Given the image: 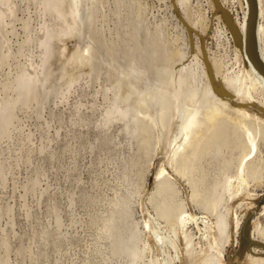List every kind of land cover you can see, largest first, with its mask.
<instances>
[{"label":"rangeland","instance_id":"374dc122","mask_svg":"<svg viewBox=\"0 0 264 264\" xmlns=\"http://www.w3.org/2000/svg\"><path fill=\"white\" fill-rule=\"evenodd\" d=\"M254 1L255 31L252 0H0V264H217L224 229V264L264 258V121L242 171L229 119L264 103ZM196 107L223 116L173 159Z\"/></svg>","mask_w":264,"mask_h":264},{"label":"bare ground","instance_id":"6f19581e","mask_svg":"<svg viewBox=\"0 0 264 264\" xmlns=\"http://www.w3.org/2000/svg\"><path fill=\"white\" fill-rule=\"evenodd\" d=\"M257 1V0H256ZM258 2V1H257ZM253 3H255V1L254 0H252V4L250 3V10L251 11H249L248 12V14H246L247 16H246V19H248V21H250V24L249 25H252V28H251V31H253V29H254V26H255V23H256V18L258 19V17L257 16H259V13H260V11H259V7H257L256 6V4L257 3H255V4H253ZM258 4H260V2L258 3ZM259 6V5H258ZM261 7H262V5H261ZM262 17V16H261ZM259 22V21H258ZM258 24V23H257ZM260 25L258 24L257 25V27H259ZM263 26V25H262ZM262 26H260L259 27V30H260V28L262 27ZM247 29V28H246ZM264 28L262 27V29L261 30H263ZM254 31H255V29H254ZM258 34H259V32H257ZM260 40V39H259ZM247 44V43H246ZM245 48V47H244ZM246 49V48H245ZM243 51V50H242ZM246 54V53H245ZM248 57V56H247ZM251 61V60H250ZM130 67V66H129ZM179 67V66H178ZM256 72V71H255ZM257 74V73H256ZM240 76V75H239ZM254 76H257V77H260L259 79H260V81L262 82H260L261 83V85L264 83V78H263V75H259L258 76V74L257 75H254ZM178 77V76H177ZM247 77V76H246ZM257 77H250V81H251V86H252V88H254V90H256L257 89V83H256V81L254 80L255 78H257ZM159 78V77H158ZM233 78V77H232ZM240 78V77H239ZM251 78H254V79H252L251 80ZM258 79V78H257ZM258 79V80H259ZM233 80V79H232ZM231 80V81H232ZM244 80V79H243ZM249 80L247 81V83L249 82ZM236 81V80H235ZM218 82V81H217ZM245 83V82H244ZM259 83V84H260ZM246 84V83H245ZM238 85V84H237ZM247 85V84H246ZM260 86V85H259ZM244 88L246 87V86H243ZM243 87L241 86V89H243ZM234 88H235V85H234ZM262 88H264V86L262 87ZM106 89V88H105ZM240 89V88H239ZM251 89V87L249 88V90ZM247 90V87L245 88V89H243V92L244 91H246ZM254 90H252V92H254ZM227 91V90H226ZM257 91V90H256ZM260 91V90H259ZM247 92V91H246ZM240 93V92H239ZM227 94V93H226ZM229 95H230V93H228ZM241 94H244V93H241ZM223 95V94H222ZM233 95V94H232ZM231 96V95H230ZM229 96V97H230ZM244 96H245V94H244ZM248 96V97H247ZM223 97V96H222ZM228 97V99H230V100H233V98L231 99V98H229ZM238 97V96H237ZM225 98V97H224ZM226 98H227V96H226ZM225 98V99H226ZM246 98H248L249 100H251V99H253L254 98V96L252 95V93H251V91H249L248 93H246ZM223 99V98H222ZM223 100L224 102L226 101V105H227V102L229 101L228 99V101L227 100ZM237 99V101H238V99H239V97L238 98H236ZM235 99V100H236ZM240 101H241V99H239ZM237 101H235L236 103H237ZM238 102L237 103V105H236V107H235V109H233V110H235V112H236V114H237V116H235L234 117V119H232V118H230L229 117V115H227L228 117H229V119L230 120H232V121H238L239 122V124L242 126V127H244L245 128V134H246V132L248 133V142H249V148H248V151L241 157V161L239 162L240 163V170H242L243 171V169H244V166L245 165H247L250 161H252V160H254V158L256 157V152H257V143H256V141H255V138L249 133L250 131V129L248 130L247 129V126H249V125H246V121L248 120H251V118L249 117V116H254L255 118H257V119H260V120H262V121H264V103L263 102H258V104L256 105V107H253V104L251 103V105L250 104H248L247 102H245L244 103V101L243 102ZM253 101H255V100H253ZM221 102H222V100H221ZM184 103V102H183ZM170 105V104H169ZM228 105H231V102H230V104H228ZM228 105H227V108H229L228 107ZM232 106V105H231ZM255 106V105H254ZM224 109V108H223ZM188 112H190V113H187V115L188 116H186V118H185V120H183V122L181 123L182 125H181V128H182V133H181V135H182V143H180V144H178V143H175L174 141V143H175V145L177 144V147H175V149H174V155H173V159H174V157L175 156H177V154H179L180 153V151L181 150H183L184 148H185V145H188L187 143L188 142H190V144L192 143V142H194L195 140H200V138H202L203 136H205V130L206 129H209V128H213V127H215L216 125H217V123L218 122H220L219 121V119L223 116V110L222 109H220V108H218V107H212V108H210V109H206V111L205 112H203V111H200V108H193V109H191L190 111H188ZM227 113H228V111H227ZM226 116V115H225ZM231 116V115H230ZM233 116V115H232ZM247 117H249L250 119H247L246 121H245V119L247 118ZM253 119V118H252ZM7 120V119H6ZM255 120V119H254ZM259 120V121H260ZM9 119L5 122V126H7L8 125V123H9ZM247 121V122H248ZM257 121V120H256ZM261 122V121H260ZM249 124V123H248ZM219 125H220V123H219ZM250 127V126H249ZM248 127V128H249ZM243 128V129H244ZM219 134V133H218ZM204 138V137H203ZM177 140V139H176ZM175 140V141H176ZM195 144L197 143V142H194ZM193 143V144H194ZM194 144V145H195ZM198 144H199V142H198ZM197 144V145H198ZM193 151H195L194 149H192ZM191 150V151H192ZM193 153V152H192ZM192 153L190 154L191 156H192ZM167 154V153H166ZM187 155H184V157H186ZM194 157V156H193ZM187 158H189V156H187L186 157V159ZM189 160V159H188ZM184 162H186V161H184ZM157 170V169H156ZM167 171H166V169L165 168H163V166H162V168H160V170L158 171V173H157V179H163L167 174H169V173H166ZM166 174V175H165ZM238 174V173H237ZM240 176L238 177V178H241L242 177V175L241 174H239ZM164 176V177H163ZM161 177H163V178H161ZM237 178V177H236ZM155 180V179H154ZM156 181V180H155ZM155 181H154V183H155ZM160 181V180H159ZM157 182H158V180H157ZM245 183V182H244ZM250 194V193H249ZM251 195V194H250ZM247 196L246 198H245V200L246 201H248V204L250 203V201H251V203H250V206H249V208L248 209H250V211H248V212H251V211H253V212H255V210L257 209V205H256V203H255V201H253L252 200V196ZM241 199V198H240ZM240 202V201H239ZM263 203V202H262ZM262 206V205H261ZM264 207V206H263ZM252 212V213H253ZM185 214V213H184ZM263 216H264V208H263ZM235 217V216H234ZM187 218H191V221L192 220H195L196 221V218H195V216H192V215H184L183 217H182V220H181V223H182V225L181 224H179V225H181V226H183V227H185V225L187 226V221H188V223H189V219H187ZM222 223V222H221ZM221 223L220 224H218V225H220L221 226ZM224 223V222H223ZM217 224H216V226H217ZM234 224V223H233ZM226 225V224H225ZM236 226H234V232L236 231V230H238L237 229V227L239 226V224H238V222L235 224ZM227 226V225H226ZM148 227V226H147ZM219 227V226H218ZM217 228V227H216ZM221 229H223V228H221ZM225 230V229H224ZM224 230H222V233H221V231H220V233H221V237H223L224 236ZM232 230H233V227H232ZM215 231H217V230H215ZM239 231V230H238ZM231 232V231H230ZM257 232H258V230H257ZM219 233V234H220ZM227 233V232H226ZM216 234H217V232H216ZM218 234V235H219ZM218 235H215L214 234V232L213 233H211V236H209V237H212V239H213V241H212V239H211V241L213 242V244H214V246H217V247H215V249L217 250V259H216V262H217V264H224L223 263V260H222V254H223V250H222V244H223V241H224V243H225V240H227V239H224V238H222L221 239V243H219L220 242V236H218ZM228 235V234H227ZM232 235V234H231ZM159 236H157V238H158ZM228 237V236H227ZM233 237V236H232ZM229 238V237H228ZM229 239H231V238H229ZM159 240V239H158ZM161 240V239H160ZM192 242L194 243V241H192V238H191V240H190V238L188 239V241H187V243L185 244V246H186V248L188 247H190L191 245H192ZM212 242H210V243H212ZM156 243H158V241H156ZM218 244H219V246L220 247H218ZM175 245V244H174ZM212 245V244H211ZM211 245H210V247H211ZM182 248H184V247H182ZM185 248V249H186ZM212 248H213V246H212ZM191 249V248H190ZM189 249V250H190ZM188 250V249H187ZM188 250V251H189ZM191 251V250H190ZM189 251V252H190ZM189 252L188 253H186L187 254V258H188V255H189ZM193 252V251H192ZM192 252H190L191 254H192ZM184 254V253H183ZM194 255V254H193ZM203 255H204V253H203ZM189 257L191 258L192 256L191 255H189ZM216 258V257H215ZM189 259V258H188ZM186 259V264H193V258H191V259ZM200 261V260H199ZM247 261V260H246ZM184 262V261H183ZM196 263V262H195ZM246 263V262H245ZM244 263V264H245ZM247 263L248 264H264V258H259V257H250L249 259H248V261H247ZM246 263V264H247ZM184 264V263H183ZM197 264H206V259L204 258V259H202L201 260V262H199V263H197ZM231 264V263H230Z\"/></svg>","mask_w":264,"mask_h":264}]
</instances>
